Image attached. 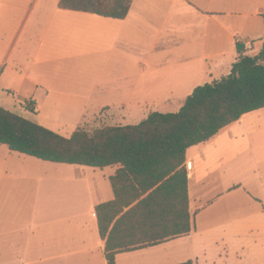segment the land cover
Masks as SVG:
<instances>
[{"label": "crops", "instance_id": "0c3cea01", "mask_svg": "<svg viewBox=\"0 0 264 264\" xmlns=\"http://www.w3.org/2000/svg\"><path fill=\"white\" fill-rule=\"evenodd\" d=\"M58 2L0 0V18L26 8L0 48L3 84L25 92L22 107L44 111L50 124L77 127L100 116L134 124L151 111H177L196 86L230 72L237 44L247 54L245 44L264 36V0H133L123 19ZM262 109L187 148L191 230L119 252L115 264H245L243 224L230 238H204L195 216L206 203L204 181L248 151L257 162L246 122ZM119 166L56 163L0 143V264H107L95 206L114 198L110 176ZM255 227L264 229V220Z\"/></svg>", "mask_w": 264, "mask_h": 264}, {"label": "trees", "instance_id": "16d2710c", "mask_svg": "<svg viewBox=\"0 0 264 264\" xmlns=\"http://www.w3.org/2000/svg\"><path fill=\"white\" fill-rule=\"evenodd\" d=\"M132 1L59 0L58 6L123 19ZM237 50L230 72L196 86L177 111H151L134 124L77 126L63 135L0 105V143L56 163L120 165L110 176L114 198L95 206L104 256L107 264H115L119 252L191 230L187 148L264 107V41L256 55L244 54L241 44Z\"/></svg>", "mask_w": 264, "mask_h": 264}, {"label": "rangeland", "instance_id": "374dc122", "mask_svg": "<svg viewBox=\"0 0 264 264\" xmlns=\"http://www.w3.org/2000/svg\"><path fill=\"white\" fill-rule=\"evenodd\" d=\"M24 12H26V8L17 16L13 14V11H10V17L0 18V48L5 49L10 45V39L19 28V22ZM262 39L254 40L253 49L247 54L256 55L260 50ZM7 70L6 67L0 76L1 106L63 135H69L76 128L73 124L65 125L61 122L50 124L49 117L44 111L37 114L24 109L22 105L25 100L30 101V97L23 99L21 97L25 95V92L18 96L14 93V88H6L3 78ZM106 122H108L106 118L100 116L83 126L92 129L105 125ZM246 125L253 133L250 136L253 145L251 151L255 153L257 162H252L251 152L248 151L225 165L223 171L204 181L202 188L205 191L202 195H204L203 200L206 203L204 208L197 212L195 221L197 226H200L199 231L204 238L214 236L230 238L237 231L236 225H239L240 229L243 224L245 227V264H264V229L258 230L255 227L257 223L264 220V210L259 206L260 198L264 197V109L247 118ZM222 146L227 147V145ZM236 148L237 151L243 149L241 146ZM230 154L232 152H229ZM213 179H219V182L216 183ZM214 182L215 185H213ZM206 185L210 187L206 189ZM72 187H79V185ZM70 190L66 195L71 194Z\"/></svg>", "mask_w": 264, "mask_h": 264}, {"label": "built area", "instance_id": "2783aa9c", "mask_svg": "<svg viewBox=\"0 0 264 264\" xmlns=\"http://www.w3.org/2000/svg\"><path fill=\"white\" fill-rule=\"evenodd\" d=\"M244 49H245V50H248V51L252 50V49H253V48H252V43H251V42H247V43L245 44V46H244Z\"/></svg>", "mask_w": 264, "mask_h": 264}]
</instances>
